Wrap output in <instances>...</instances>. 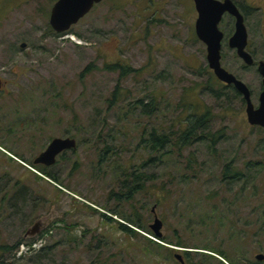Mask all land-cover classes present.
<instances>
[{
    "label": "rangeland",
    "instance_id": "1",
    "mask_svg": "<svg viewBox=\"0 0 264 264\" xmlns=\"http://www.w3.org/2000/svg\"><path fill=\"white\" fill-rule=\"evenodd\" d=\"M55 1L0 0V247L21 240L14 251H0V264H179L143 256L138 243L129 246L103 218L120 221L112 211L130 213L117 197L133 171L152 176L133 207L149 228L155 206L162 235L188 247L173 246L175 253L190 251V264H207L203 251L254 262L264 254L256 213L264 206V129L247 123L231 87L204 85L205 47L194 34L188 1L103 0L57 35L48 23ZM233 1L249 8L245 26L256 59L264 57V0ZM230 25L225 15L221 31ZM225 55V68L248 87L256 107L255 67ZM116 64L142 70L120 78V70L106 69ZM117 88L121 100L113 101ZM198 104L199 114L209 112L206 133L220 137L213 148L195 140L163 158L162 150L147 149L152 131L168 132L177 120L176 131L178 119ZM16 120L32 127L8 135ZM56 137L77 141L74 153L46 170L57 182L26 163ZM227 164L246 181L222 180ZM38 222L39 232L25 236Z\"/></svg>",
    "mask_w": 264,
    "mask_h": 264
},
{
    "label": "water",
    "instance_id": "2",
    "mask_svg": "<svg viewBox=\"0 0 264 264\" xmlns=\"http://www.w3.org/2000/svg\"><path fill=\"white\" fill-rule=\"evenodd\" d=\"M103 0H56L49 12L48 23L53 32L57 34L66 33L72 26L76 25L84 18L95 5ZM197 17L194 22V34L206 49V61L209 69L221 83L232 86L242 97L245 104L246 121L250 126L264 127V63L259 62L258 74L262 79L263 90L258 97V105L254 107L251 101V93L248 87L235 76L220 66V42L222 33L218 25L227 14L235 19L234 33L229 39V47L236 50L237 56L245 65L252 64L251 56L245 51L246 29L243 22V16L235 6L232 0H192ZM25 44L20 47L24 48ZM75 147V140L70 138L53 139L46 150L42 152L35 163L41 162L45 165H52L56 156L64 150ZM153 222L149 225L150 231L156 238H161L162 222L155 214V206L152 207ZM174 249V248H173ZM178 250V249H175ZM187 251V250H183ZM174 259L179 264H184L182 256L174 254ZM257 260H264V255L258 254Z\"/></svg>",
    "mask_w": 264,
    "mask_h": 264
},
{
    "label": "trees",
    "instance_id": "3",
    "mask_svg": "<svg viewBox=\"0 0 264 264\" xmlns=\"http://www.w3.org/2000/svg\"><path fill=\"white\" fill-rule=\"evenodd\" d=\"M50 28V27H49ZM50 32L57 35V33L53 32V30L50 28ZM106 69L108 70H120L119 77L123 78L124 76H128L129 74H136L141 72L142 69L135 70L128 66H122L119 64L116 65H106ZM86 71V70H85ZM84 71V72H85ZM84 72H82L80 75H83ZM200 84H195V86ZM203 85V84H202ZM207 85L209 88H213L214 86H218L217 82L214 78H210L207 80V83L204 84ZM195 87H190V91H194ZM185 92V91H184ZM112 100L117 101L121 100V93L120 90L117 88L112 93ZM139 104L142 103V101H138ZM155 103L154 97L151 98V106H153ZM197 106H200V104L196 105L194 109L189 107L187 109L188 116L179 118V124L176 128V131H174V128L176 127L175 122H171V125L167 127L169 129L168 132H165V128L162 127V133L160 135H156L154 131H152L149 135V138L144 140V143L146 144V147L148 150L152 152L157 151H163L162 158L170 153L168 149H176L178 152L182 150V148L189 146L193 141L200 140L201 142L207 140L209 147L213 148L216 144V141L218 140L215 135H210V133H206V124L209 121V112L205 111L204 113L199 114V110L197 109ZM145 107H148L146 105ZM182 122H181V121ZM203 129H205L203 132ZM200 132V134H199ZM153 159L149 158L146 160L145 166L149 163H152ZM47 176L52 179L53 181L57 182V180L52 177L51 175L47 174ZM149 179H152V176H148L143 173L138 172H130L126 175V179L124 181V188L126 189V193H123L122 195H119L117 197L118 199H123L124 202L129 203L130 206V213L128 215H120L116 211H112L111 214L118 217L119 220L117 221L112 219L111 217H104L106 223L110 225L114 230L118 231L129 246L135 247L134 243L139 244V250L140 254L143 256H149L153 255L156 256L158 259L163 258L168 262L170 260L174 259L175 249L174 247L179 248H188L185 245H183L179 239L176 241L172 240L169 236L162 235L161 238H156L153 233L149 230V228H146V226L142 223V220L140 218L141 215L137 212V207H133V204L131 203L133 200V197L135 194L146 192L147 188L145 187V184L148 182ZM246 176L242 173L232 169L228 164L225 165V168H223L222 171V180L227 182H234V181H246ZM127 180H129V184L127 183ZM161 190L165 193H169L168 189H166V185L162 184ZM257 227L258 232L264 231V206L261 208H257ZM21 240L14 244L12 247H0V251L2 253H6L7 251H14L17 249V247L20 245ZM174 246V247H173ZM178 251V250H176ZM183 253L185 255V258H187L186 251ZM151 258V257H150ZM182 258V259H185ZM176 261V260H175Z\"/></svg>",
    "mask_w": 264,
    "mask_h": 264
},
{
    "label": "flooded vegetation",
    "instance_id": "4",
    "mask_svg": "<svg viewBox=\"0 0 264 264\" xmlns=\"http://www.w3.org/2000/svg\"><path fill=\"white\" fill-rule=\"evenodd\" d=\"M188 1V7L189 9H192L191 13L193 14V12L196 13L195 9H194V4H193V1L192 0H187ZM233 1V0H232ZM233 3L235 4V6L237 7V9L239 10V12L241 13V15L243 16V22H244V26H245V19H246V11H248V7H246V5H239L237 4L236 2L233 1ZM98 5V4H97ZM96 6V5H95ZM94 6V7H95ZM93 7V8H94ZM227 15V14H225ZM223 15V17L225 16ZM192 17V16H191ZM196 17H197V14H196ZM222 17V19H223ZM228 17L230 18L231 21H233V25H230V26H226V27L221 31L220 29V25H221V21L218 25V29L220 30V32L222 33L223 37H222V40L220 42V66L225 69L227 72H229L223 62H225V59L227 58V56L225 55V50H228L230 51L233 56L238 59L239 61H241V63L243 64L242 65V68H246V67H255L256 69V72L258 74V71H257V68H258V64L259 62H263L264 63V57L261 56L259 59H256L257 55L258 54V47L254 46L251 42H250V38H249V33L247 31V28L245 26V29H246V34H247V39H246V46H245V51L251 56V59H252V64L250 65H245L243 63V61L237 56L236 54V50L235 49H232L229 47V39L230 37L233 35L234 33V22H235V19L231 16L228 15ZM196 20V19H195ZM195 22V21H194ZM264 40V38H263ZM260 46L262 47L263 51H262V54H264V45L260 44ZM205 47V46H204ZM205 62H206V67L204 68V71L205 73L209 74V79L210 78H214L217 82V85H221V86H226V87H231L234 91L235 89L232 87V86H227L223 83H221L220 81H218L216 79V77L214 76L213 72L209 69L208 67V64H207V61H206V49H205ZM231 73V72H229ZM232 74V73H231ZM235 76V75H234ZM258 76L260 77V92L263 90V86H262V79H261V76L258 74ZM236 78V77H235ZM0 86H1V82H0ZM236 92V91H235ZM259 92V94H260ZM237 93V92H236ZM238 94V93H237ZM259 94H258V97H259ZM242 98V97H241ZM245 105V104H244ZM257 107V106H256ZM32 127V122L30 120H24V121H19V120H16L15 122H13V124L9 127L8 129V132L7 134L8 135H12L14 133V131L16 132L15 134L18 133V131H22V130H25L26 132H28V130ZM253 127H258V126H253ZM258 128H261V127H258ZM262 129H264V127H262ZM56 138H60V137H56ZM63 138H70V139H74L72 137H63ZM220 137H217V139L219 140ZM28 139V138H27ZM55 139V138H53ZM51 139L50 142L53 140ZM3 140V138L1 139ZM75 140V139H74ZM4 141H7L6 139ZM50 142L48 143V145L50 144ZM48 145L45 147V149L42 151L44 152L46 150V148L48 147ZM0 148L2 149L3 147L0 146ZM77 148V141L75 140V147L72 148V149H68V150H64L62 151L61 153H59L57 156H56V160L54 162V164L56 163L57 161V158L61 157L64 153L66 152H71V153H74L75 149ZM40 152L36 157H34L33 159H29V163L26 162L28 165V168L30 169V171L33 172V169H37L39 171H41L43 174H47L46 170L48 168H50L51 166H53L54 164L52 165H45L44 163H41V162H37L35 163V160L38 158V156L42 153ZM39 226H40V222L38 223H35L34 226L29 229L28 231H26L25 233V236H34L35 234H37L39 232ZM186 252H190V251H186ZM199 253V252H198ZM204 255V257H206V259L208 260L207 264H235L234 262H238L239 264H241V261L238 260V259H235V256L232 254V256L230 255V253H227V251H218L219 254L217 253H214L213 251H203L202 252ZM178 254H183V253H178ZM258 254H262L264 255L263 253H256L254 255V262H250L249 264H264V260H257L256 259V256ZM187 258L183 261H184V264H190L191 260H190V256L189 254L187 253ZM182 256V255H181ZM230 257V258H229ZM183 258V256H182ZM245 260V258H243ZM247 260L243 261V262H246ZM206 264V262H205Z\"/></svg>",
    "mask_w": 264,
    "mask_h": 264
}]
</instances>
